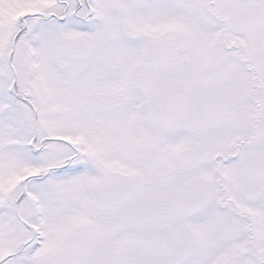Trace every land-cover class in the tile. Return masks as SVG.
<instances>
[{"label":"snow or ice","instance_id":"snow-or-ice-1","mask_svg":"<svg viewBox=\"0 0 264 264\" xmlns=\"http://www.w3.org/2000/svg\"><path fill=\"white\" fill-rule=\"evenodd\" d=\"M0 264H264V0H0Z\"/></svg>","mask_w":264,"mask_h":264}]
</instances>
